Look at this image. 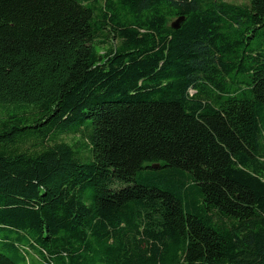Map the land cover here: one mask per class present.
Returning a JSON list of instances; mask_svg holds the SVG:
<instances>
[{
	"label": "trees",
	"instance_id": "1",
	"mask_svg": "<svg viewBox=\"0 0 264 264\" xmlns=\"http://www.w3.org/2000/svg\"><path fill=\"white\" fill-rule=\"evenodd\" d=\"M29 255L264 264V0H0V264Z\"/></svg>",
	"mask_w": 264,
	"mask_h": 264
},
{
	"label": "rangeland",
	"instance_id": "2",
	"mask_svg": "<svg viewBox=\"0 0 264 264\" xmlns=\"http://www.w3.org/2000/svg\"><path fill=\"white\" fill-rule=\"evenodd\" d=\"M225 2L233 3V4H246L248 0H223ZM102 49V46L100 47ZM64 141L72 143L76 137H73L72 135H69L67 137H63ZM29 264H40V262L36 261L31 255H29Z\"/></svg>",
	"mask_w": 264,
	"mask_h": 264
},
{
	"label": "water",
	"instance_id": "3",
	"mask_svg": "<svg viewBox=\"0 0 264 264\" xmlns=\"http://www.w3.org/2000/svg\"><path fill=\"white\" fill-rule=\"evenodd\" d=\"M182 20H183L182 18H179V19L171 22L170 27L172 29H174V30L178 29L179 28V24H180V22H182Z\"/></svg>",
	"mask_w": 264,
	"mask_h": 264
}]
</instances>
